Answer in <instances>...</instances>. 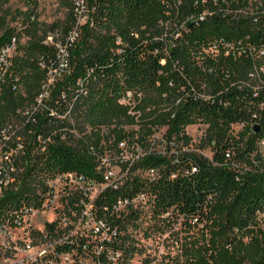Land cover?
<instances>
[{
  "label": "trees",
  "instance_id": "trees-1",
  "mask_svg": "<svg viewBox=\"0 0 264 264\" xmlns=\"http://www.w3.org/2000/svg\"><path fill=\"white\" fill-rule=\"evenodd\" d=\"M10 1L0 0V48L15 35ZM26 1V11L18 10L27 17L26 43L0 89L3 151L22 145L11 162H0V226L42 210L53 182L72 174L104 186L91 202L102 223L93 234L103 236L64 238L45 264L62 255L128 264L139 251L134 200L144 195L155 213L173 210L197 232L168 264H264V154L234 128L264 126V0H187V16L169 39L161 22L175 13L162 0H88L93 20L78 28L74 42L62 39L66 68L46 43L49 32H40L34 13L40 0ZM60 1L74 14L75 0ZM71 20L61 34H71L77 19ZM210 46L216 55L206 52ZM55 71L60 77L47 87ZM139 91L135 104L123 101ZM45 92L49 98H41ZM15 120H22V136L11 134ZM196 123L208 126L202 142L212 159L189 150L146 152L163 127L168 139L189 146L186 128ZM121 145L137 158L121 162L128 174L109 184L104 159L113 149L124 152ZM138 148L145 154L138 157ZM69 202L77 210L78 200ZM56 226L47 223L46 231L61 238Z\"/></svg>",
  "mask_w": 264,
  "mask_h": 264
},
{
  "label": "rangeland",
  "instance_id": "rangeland-1",
  "mask_svg": "<svg viewBox=\"0 0 264 264\" xmlns=\"http://www.w3.org/2000/svg\"><path fill=\"white\" fill-rule=\"evenodd\" d=\"M162 1L168 4L172 12L175 13V17L174 15H166L167 22H161L163 29V34L161 35H163V38L169 39L174 35L178 25L182 23L181 20L186 18L187 13L184 7L188 4L187 0ZM8 7L10 8L11 16L17 17L20 15L18 14L20 8L27 9L29 6L26 0H11ZM34 13L39 22L40 32H49L46 43L53 46L57 53L61 55L59 62L61 64L64 58L67 59V56H64L66 49L62 39L65 40L64 42L71 41L70 35L72 34L73 37L75 33L78 34V28L85 22L77 20L70 35L61 34V30L64 27L72 24L71 18H75V16L61 4L60 0H40ZM54 25H58L59 28L51 31L50 28ZM22 39L21 37V41ZM27 40H29L28 37ZM206 52H210L212 55L217 54V50L213 46L208 47ZM19 54L21 55L22 52ZM56 77H60L59 71H55L51 75L46 86H51ZM45 95L49 98V92H45L41 98H44ZM143 95L141 91L136 92V94L131 92L123 101L132 105L135 104L137 98H143ZM40 104L45 107L49 105L45 104V101H40L39 106H41ZM24 115H22V118ZM234 128L235 136L238 139L245 137L247 141L251 140L254 143V148L264 154V126H260L258 122L253 121L248 126L242 124L236 125ZM131 129L138 130V126ZM207 129L208 126L203 123L189 125L186 128V134L191 138V142L189 146H185L177 142L175 138L168 139L165 136L167 133L166 127L160 128L153 136L149 137L146 144V152L156 151L173 154L182 150H189L202 157L212 159V148L204 147L202 142ZM11 130H13L11 134L22 136L24 133L22 120H15ZM21 138L23 140V137ZM1 147L0 141V151ZM124 147V145H121L122 150ZM135 154L139 157L145 154V149H135ZM136 158H134V152L131 148H125L124 152H118L114 149L108 152L104 159L105 165L102 166L107 182L113 184L115 181L123 179L128 174V171L123 169L121 162L126 160L133 163ZM143 176L147 177L149 174L144 173ZM53 186L54 194L49 201H46L42 210L28 211L22 216L21 220L18 218V221H10L0 226V264H38L43 256L54 250L58 242L68 237H91L92 240L102 239L103 235L96 236V234H93L97 222L95 221L96 217L92 215L95 210L91 202L96 199L104 186L87 184L75 175L62 176L54 182ZM70 198L78 200L76 203L77 210L75 211L71 208ZM87 201L90 203H86ZM134 203L135 208L139 212V222L131 230H134L133 236L139 251L128 264H168L173 258L182 254L183 245L189 244L193 236L194 238L196 237L197 232L189 231L185 219L177 212L170 210L161 215L155 213L153 203L148 196H141L134 200ZM123 209L124 206L121 204L119 210ZM49 222H57L56 229L60 231L61 238L47 233L46 225ZM261 226L264 230V213L261 215ZM202 239L197 237L196 241H198V244L204 242L205 237ZM52 264L98 263L92 257L75 259L72 256H62L58 262H53ZM114 264H117V262L115 261Z\"/></svg>",
  "mask_w": 264,
  "mask_h": 264
},
{
  "label": "built area",
  "instance_id": "built-area-1",
  "mask_svg": "<svg viewBox=\"0 0 264 264\" xmlns=\"http://www.w3.org/2000/svg\"><path fill=\"white\" fill-rule=\"evenodd\" d=\"M87 1L88 0H75V2H74V4H75L74 16L77 20H80V22L82 20L84 22L93 20L91 14H90V8H89ZM20 11H26V9L20 8ZM32 19H34V17H32ZM26 21H27V17H25L24 14H20L19 16L16 17V19L14 21H12L11 28L14 30L15 35L12 38L11 42L3 45L0 48V89L7 82V78L11 74V70H12V66H13V63H12L13 56L16 54L20 45L26 43V40H25L26 39V36H25ZM70 36H71V41L73 42L75 40L76 36H78V34L75 33V35L73 37H72V34ZM21 37L23 38L22 41H21ZM64 56H67L66 53L64 54ZM60 67L61 68L67 67V62H66L65 58L62 60ZM6 138H7V140H9L8 137H6ZM0 141L2 144L1 151H0V153H1L0 162L1 163L2 162H8L9 163V162H11L12 155L17 152V149L18 150L21 149L22 145L19 143L16 150H13L11 152H4L3 151V146H4L3 142L4 141H2V140H0ZM64 176H73V175L72 174H65ZM53 184H54V182H53ZM49 223H53V222H49ZM101 228H102V223H100V224L97 223L95 226V231L97 233H99ZM95 231H94V233H96ZM61 257H60V259H61ZM42 258H44V256ZM42 258L40 259V261L42 260ZM52 263H50V264H52ZM38 264H45V263L40 262ZM46 264H48V263H46Z\"/></svg>",
  "mask_w": 264,
  "mask_h": 264
}]
</instances>
